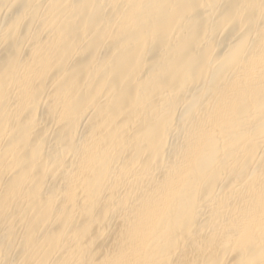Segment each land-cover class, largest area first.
Instances as JSON below:
<instances>
[{"label": "bare ground", "instance_id": "obj_1", "mask_svg": "<svg viewBox=\"0 0 264 264\" xmlns=\"http://www.w3.org/2000/svg\"><path fill=\"white\" fill-rule=\"evenodd\" d=\"M0 264H264V0H0Z\"/></svg>", "mask_w": 264, "mask_h": 264}]
</instances>
